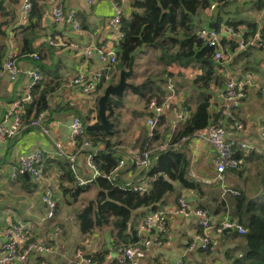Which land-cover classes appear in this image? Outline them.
Instances as JSON below:
<instances>
[{"label": "trees", "instance_id": "1", "mask_svg": "<svg viewBox=\"0 0 264 264\" xmlns=\"http://www.w3.org/2000/svg\"><path fill=\"white\" fill-rule=\"evenodd\" d=\"M216 1V8L210 12L208 7L211 0H132L129 10L121 12L124 35L116 42L117 60L114 64L102 66L99 82L90 92L99 93L94 98L93 107L84 112L78 111L70 104H67L69 108L56 105L54 109L48 105V94L65 83L57 73L49 70L50 65L44 61L42 55L44 50L52 51L59 48L54 44L58 39L56 34L58 28L54 24L56 21L42 25L43 6L36 0H31L30 15L24 23L19 24L21 29L19 54L15 57L12 55L11 58L15 63L19 59L27 60L32 68L41 74V79L30 85L29 101L23 103L20 95L9 99V101L21 102L20 107L23 109L25 121L34 117L39 111L46 110L45 122H49L55 111L70 109L82 121L85 128L89 124H97L98 99L105 87L118 82L119 72L127 68L131 56L134 57V68L142 59H146L147 62V69L142 78L129 84L128 88L137 97L136 100L141 101L144 109V113L133 111V115L136 118L144 115L147 119L155 120L153 128L147 123L140 125L141 142L138 151H150L156 145H165L162 150L151 151L149 165L140 172V175L145 177L144 180H149L148 188L138 190L136 187L139 181L132 183L122 181L123 174L133 167L127 162L117 168L118 162L124 155L117 149V145L122 141L115 139L114 127L109 131L86 128L84 134L74 143L77 147H84L86 141L90 143V147L87 148L88 154H92L98 174L86 184L77 183L70 163L62 156L51 158L43 154L40 163L42 172L49 176L53 162L59 167L60 174L57 179L61 183L62 192L68 194L71 201L89 189L96 188L93 198H88L81 207L68 212L74 214L80 235L94 238L96 235L105 234L109 237L108 246L103 243L98 251L86 253L92 260L101 263L111 251L137 240V230L150 212L161 210L167 204L168 197H173L177 205V187L184 190L199 188L189 176V158L186 151L183 146L178 145L181 143L184 145L189 141L188 139L208 125L220 122L222 109L212 113V99L215 89H220L226 82L225 74L222 72L225 65H221L222 62L213 58L216 49L199 37V29L203 25L220 28L227 24L235 30L240 27L241 38L245 43L247 42L244 50L237 51L236 38H222V43L227 45L228 53L232 54V61H242L245 71L264 66V48L258 45L259 39L249 42L257 31L261 40L264 39V0H246L251 2V9L257 12L245 17L229 15L226 7L236 0ZM76 17L82 27L88 26L83 12L77 11ZM9 21L10 18L0 21V68L3 61L10 57L4 42ZM45 28L50 29L48 34L42 32ZM47 35L50 37L47 38ZM172 67L179 70L172 72ZM184 69L196 70L197 73L190 81L191 92L187 94L186 99L179 102L175 100V95L180 87H185L184 81L178 80L183 77ZM47 75L55 81L46 82L44 77ZM152 100L173 115L182 114V118L176 124L163 111L155 114L148 108ZM106 106L107 118L117 124L118 118L126 108L124 99L110 96L106 100ZM237 152L236 158L239 160ZM18 165L15 166L16 169ZM16 178L22 183V189L25 191H33L37 188L38 184L30 177L26 178L23 174H18ZM55 198L58 210L59 204L56 196ZM232 201L231 209L227 214L228 220L235 228L226 237L233 241L234 245L225 248L223 251L225 257L228 259V256L234 252L235 255L229 259L230 264H264V203L259 202L258 198H247L242 193L234 195ZM219 209L222 210V207L220 206ZM213 220V224H218ZM239 227L243 228V233L239 232ZM195 251L204 254L212 252L210 247ZM32 258L39 262L45 257Z\"/></svg>", "mask_w": 264, "mask_h": 264}, {"label": "crops", "instance_id": "2", "mask_svg": "<svg viewBox=\"0 0 264 264\" xmlns=\"http://www.w3.org/2000/svg\"><path fill=\"white\" fill-rule=\"evenodd\" d=\"M1 1L0 21L10 18L4 42L6 43L7 54L15 57L19 54L20 48L19 7L21 0L18 2L14 0ZM36 1L43 6L42 25L54 23L55 20L51 15V9L56 3L61 4L66 11H81L86 16L88 26L82 27L80 31H75L70 24L64 22L54 23L58 28L56 32L58 39L54 44L59 48L52 51H42L44 61L50 65L49 70L52 73H57L65 81L64 84L62 83L63 85L61 84L48 94V105L50 108L54 109L56 105L69 108L67 104H70L75 106L78 111L84 112L93 107L94 98L99 92L84 94L81 90V85L69 86L70 81L79 72H84L89 77L93 72L101 70L104 64L93 58L85 69L82 68L83 55L77 49L72 48L70 43L79 42L83 44L89 41L100 43L109 37L111 33L109 17L115 12L112 0H96L93 4H89L87 0ZM116 1L119 5V10L127 12L132 0ZM49 30V28H45L42 29V32L48 34ZM47 36V38L50 37L49 35ZM50 41L52 42L53 40L50 39ZM17 65L23 73L16 81H10L5 75L0 78V119L11 103L18 102L17 100L14 102L9 101L10 98L20 95L23 103L31 99V79L27 77L26 71H30L33 68L24 59H19ZM221 65H225L224 71L222 70L225 77L231 75L239 81H245L250 78L246 96L240 101L238 106L231 109V112L245 124L244 129L237 132V138L258 149L264 146V66H257L255 70L249 69L245 71L242 61L233 62L232 59L225 61ZM146 69V59L140 60L134 68V75L127 80L128 83L132 84V82L139 81ZM178 70L176 67L171 68L172 72ZM183 72V77L178 78V80L184 81L185 87H180L177 95H175V100L179 102L186 99L187 94L191 92L189 90L190 81L193 75L197 73L196 70L192 69H184ZM44 79L46 82L55 81L51 79L50 75L45 76ZM224 87L225 85L220 89H215L211 111L212 113H217L222 109V114L218 115L219 121L227 125L230 120L224 113L227 106L224 100ZM122 98L126 108L118 118L117 124L114 122L115 139L122 141L117 145V149L124 155L122 157L124 163L129 162V166L133 167V169L123 174L122 181L127 183L139 181V184H141L147 180H144L145 177L140 175L144 167L133 166L129 156L132 152L138 150V145L141 142L140 125H146L147 118L144 115L139 118L133 115V111L144 113V109L141 101L136 100L137 97L132 94L128 87L125 89ZM20 110L23 111L22 107H20ZM163 112L171 120L175 121V115L167 109H163ZM74 116L73 111L70 109H59L53 113L49 121L51 125L48 135H44L36 128L25 126L14 137L6 140L0 139V159L2 160L0 163V255L3 232L15 223L23 224L31 239L43 242L47 240L55 225L62 226V232H59L52 242L57 246L56 254L45 256L49 264H78L75 256L77 249L83 250L84 254H86L87 252L98 251V248L103 243H106V246L109 245L110 239L105 234L96 235L94 238L79 234L74 214L67 212H72L76 209L78 199L84 201L83 194L71 201L68 194L62 192L61 183L57 179L60 169L54 162L49 174L59 207L53 220L45 219V206L40 200L39 186L37 185V188L33 191H25L22 189V183L17 178L13 179L10 177L15 166L19 164L26 154L41 148L44 154L51 158L62 156L68 160L76 178L79 177L88 181L94 179L95 173L87 163L88 149L82 146L77 147L68 140V125ZM205 133L206 128L197 132L184 145L181 143L178 146L184 147L189 158V176L199 185L196 190L186 189L189 203L192 206L203 208L209 214L211 220L214 219L213 221L219 222L225 217H229L227 213L231 209L234 195L242 193L247 198H257L264 193V159L257 151L246 152L237 150L239 155L238 168L232 171L227 170L222 179H219L214 164L215 150L205 140ZM148 186L149 183L147 188ZM86 194L93 198L96 194V188L89 189ZM176 206L174 198L168 197L167 204L161 209L170 212L167 215L168 229L162 245L145 247L133 259V264H173L179 260H182L183 264H230L229 259L235 253L230 254L227 259L223 251L226 247L234 245V242L226 237L233 231L234 227L222 231L221 235H217L214 231L209 232L212 239L211 253L204 254L197 251H188L186 248L194 234L195 222L193 218H183L172 214L171 212ZM220 206L222 210L219 209ZM217 210L220 211L216 212ZM25 264H38V262L35 261V258H31Z\"/></svg>", "mask_w": 264, "mask_h": 264}, {"label": "built area", "instance_id": "3", "mask_svg": "<svg viewBox=\"0 0 264 264\" xmlns=\"http://www.w3.org/2000/svg\"><path fill=\"white\" fill-rule=\"evenodd\" d=\"M96 0H87L89 4H93ZM115 12L109 17V24L111 33L109 37L102 42L97 43L95 41H89L88 43L80 44L79 42H71L70 46L77 49L83 55V62L81 67L85 69L91 59L95 58L101 64H114L116 62V42L124 35L121 24V11L116 0H112ZM217 6L216 0H211L208 9L214 11ZM32 2L31 0H21L19 7V22L24 23L31 12ZM264 9V8H263ZM51 15L56 22H64L70 24L75 31H80L82 26L76 17L74 10H64L63 6L56 3L52 6ZM260 16V15H258ZM198 35L208 45L215 47L216 51L213 58L216 61L222 62V64L230 60L232 54L227 51V45L223 44L222 38H236L237 51L244 50L247 42L245 43L241 38V28L235 30L231 25L224 24L220 28L202 26ZM255 39H259V46L264 48V39L261 40L260 33L257 31L249 42H253ZM23 71L18 67L17 63L10 57H7L0 69V78L5 75L10 81H16ZM27 77L31 79V84L41 79V74L31 69L26 71ZM101 77V70L93 72L89 77L84 72H79L77 76L72 78L69 86L81 85V90L84 94H89L94 90V87L99 82ZM250 82V78L245 81H239L231 75L226 76V82L224 87V100L227 103L224 113L229 118L230 122L227 125L222 123H212L206 127L205 140L209 142L215 150L214 164L219 179L227 170H235L239 166V160L236 158L237 150H244L246 152L257 151L258 154L264 159V146L255 148L237 138L238 131L244 129L245 124L237 119L231 109L238 106L240 101L246 96L247 85ZM30 84V85H31ZM19 103V104H18ZM149 110L155 114H159L163 111V106L157 105L152 100L148 106ZM47 111H39L34 117H31L27 121L24 120L23 111L20 110V102L11 103L7 111L2 115L0 119V139L6 140L19 134V132L25 127L29 126L38 129L44 135H48L50 131V122H45ZM182 118V114L175 115V123ZM146 123L150 128L155 125V120L152 118L146 119ZM85 125L82 121L74 116L68 125V140L72 144L81 137L85 132ZM59 146V144H58ZM84 147L89 148L90 143L84 142ZM165 145H156L150 151L144 150L139 152L134 151L129 156L131 164L135 167H146L150 162L151 151L162 150ZM44 151L41 148H37L28 154H26L19 162L18 168H14L10 174L11 178H16L18 174L27 173L29 177L38 184L40 187V200L45 206V219L53 220L56 216L57 202L54 195V190L51 184V177L42 172L40 163L43 158ZM87 163L89 167L94 171L95 176L98 174L96 167L92 160V154L87 155ZM124 165V160L118 162V167ZM78 184H86L88 180L77 177ZM149 180L143 181L136 189L143 190L147 188ZM178 193L177 206L171 212L174 215L183 218H193L195 222V231L188 243L186 250L195 251L198 249H206L212 247V239L210 231H214L217 235H220L222 231L227 228L234 227V224L228 220L227 217L213 224L208 213L200 208L192 206L187 198L186 190L177 187ZM169 211L156 210L150 212L143 220L137 230V240L130 244H124L119 246L116 250L108 253L103 262L99 263L92 260L89 256L84 254L83 250L77 249L75 256L78 260V264H133V259L147 246L156 245L160 246L163 243V238L166 235L168 229L167 215ZM240 233H243V228H238ZM62 232V226L55 225L54 230L47 237L45 242L40 240H32L26 231V228L21 223L12 224L9 229L3 232V243L0 255V264H25L32 257L37 256H50L57 252V246L53 244V240L56 235ZM49 242V243H48ZM38 264H49V262L43 258ZM173 264H183L182 260H179Z\"/></svg>", "mask_w": 264, "mask_h": 264}, {"label": "water", "instance_id": "4", "mask_svg": "<svg viewBox=\"0 0 264 264\" xmlns=\"http://www.w3.org/2000/svg\"><path fill=\"white\" fill-rule=\"evenodd\" d=\"M134 71V57L131 56L130 61L126 69H121L119 72V79L116 84H109L105 87L103 94L98 99V116L99 122L97 124H89L86 126L87 130H97V131H109L114 127V122L109 121L107 118V106L106 100L110 96H116L122 98L125 89L129 86L127 77L132 75ZM26 178H29L27 173L23 174Z\"/></svg>", "mask_w": 264, "mask_h": 264}, {"label": "rangeland", "instance_id": "5", "mask_svg": "<svg viewBox=\"0 0 264 264\" xmlns=\"http://www.w3.org/2000/svg\"><path fill=\"white\" fill-rule=\"evenodd\" d=\"M250 1V0H249ZM246 1V0H236L234 2H231L227 5L226 9L229 10V15H236V16H249V15H254V13H256L257 11H253L251 9V2ZM210 11V10H209ZM213 11V10H212ZM211 12V11H210ZM132 76V75H131ZM129 76V78L131 77ZM83 200L86 202L88 198H90V196H88V194H83L82 195ZM259 202L264 203V193L261 194L260 196L257 197ZM82 200L78 199L77 202V207H81L82 203L84 202ZM68 213V212H67ZM72 214V213H69Z\"/></svg>", "mask_w": 264, "mask_h": 264}]
</instances>
